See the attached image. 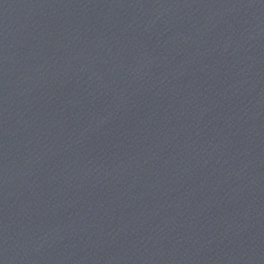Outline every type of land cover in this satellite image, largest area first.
<instances>
[{
  "label": "water",
  "instance_id": "95a60500",
  "mask_svg": "<svg viewBox=\"0 0 264 264\" xmlns=\"http://www.w3.org/2000/svg\"><path fill=\"white\" fill-rule=\"evenodd\" d=\"M0 264H264V0H0Z\"/></svg>",
  "mask_w": 264,
  "mask_h": 264
}]
</instances>
